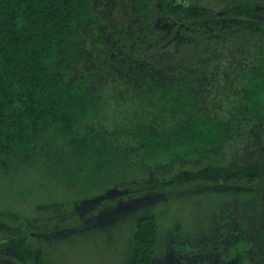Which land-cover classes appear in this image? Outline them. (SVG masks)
<instances>
[{
	"label": "trees",
	"instance_id": "16d2710c",
	"mask_svg": "<svg viewBox=\"0 0 264 264\" xmlns=\"http://www.w3.org/2000/svg\"><path fill=\"white\" fill-rule=\"evenodd\" d=\"M200 1L164 0V13L175 23L168 35L186 27L189 40L178 60L162 65L125 49L140 23L149 26L144 43L156 37L152 0H0V176L12 177L22 166L75 186L121 174L127 194L139 196L155 185L193 184L205 175L197 173L203 162L238 159L247 139L264 150V12L231 22L241 30L260 28V39L249 49L239 45L241 58H227L217 47L236 39L207 40V19L218 8ZM252 1L231 0L223 10L242 18L259 11H251ZM254 2L264 7V0ZM104 17L112 45L101 40ZM165 165L170 178L179 168L192 173L166 182L123 176L137 169L154 175ZM227 167L238 182L264 187V162ZM214 198L211 207L201 194V211L208 212L201 214V264H264V189ZM172 199L131 218L125 264H160L159 236L187 227L165 206ZM186 231L191 235L190 227ZM16 245L22 256H9L28 264L30 252Z\"/></svg>",
	"mask_w": 264,
	"mask_h": 264
},
{
	"label": "rangeland",
	"instance_id": "374dc122",
	"mask_svg": "<svg viewBox=\"0 0 264 264\" xmlns=\"http://www.w3.org/2000/svg\"><path fill=\"white\" fill-rule=\"evenodd\" d=\"M152 1L150 20H153L155 29L151 30L156 37L151 36V40L147 41L148 44L144 43L149 26L140 23L138 31H133V36L129 37L125 43V49H131L132 54L148 58L154 63L169 65L181 56L180 47L182 44L188 43L189 40L186 34L188 30L186 27H179L176 29V35L170 37L168 33L175 23L164 13V0ZM229 1L231 0H201L200 2L211 4L214 9L218 8L215 11L217 15L207 19L210 28L207 40L212 43V36L221 37L223 34L227 36L231 34L236 40L230 42L229 38L226 43H221L217 48L222 53H226L227 58L232 56L233 59H236L241 58L243 50L249 49L255 41L260 39L257 35L260 28L241 30L231 22H238L248 17H263L264 7L260 2L253 0L255 6H252L251 11L256 9L259 11L246 16L241 15L243 17L239 18L228 15L225 9L223 10ZM108 25L110 23H107L104 17L100 36L102 42L105 41L112 45L113 34L111 35L108 30H105ZM262 29L264 30V27ZM140 37L142 38L140 39ZM136 38H139L138 41ZM239 45H243L245 49L238 48ZM103 47L109 51L115 48V46L106 44ZM241 52L242 54H240ZM249 142L250 140L247 139L243 145L246 146L245 154L238 156L235 153L238 157L236 160L222 162L217 157H211L203 162L197 173L204 171L205 175L202 179L194 180L193 184L179 186L177 183H173V187L169 190H161L155 185L156 191H148L144 195L140 194L141 196L127 194L125 185L123 187L124 179L121 174L119 176L115 174L117 177L113 175L114 177L111 179L98 176L92 183L67 186L65 182L61 181L63 179L54 177L52 180L47 175L39 177L37 172H31L30 168L17 167L14 176H0V211L4 213H0V253L8 255L7 257H10L9 255L22 256L16 245L21 243L30 252L28 264H125L133 245L130 241V236H132L131 218L148 213L145 210H151L152 207L157 208L159 205L162 207L163 201L174 198L172 205L165 203V206L169 207L170 215L174 219H177V215L185 219L181 218L183 222H186L185 226L190 227L193 236L186 231L187 227H184L180 232L175 229L172 230L174 232L169 230L170 235H166L165 239L163 236L162 239L159 236L158 239L161 243L156 248L161 256L159 262L160 264H189L191 262L201 264V234L203 230L201 214L207 216L208 213L206 209L201 211V194L208 195L211 201L209 206L213 207L214 197L217 195L222 197L227 194V191L257 192L258 194L264 189L258 184L244 185L224 171L225 166L229 167L236 163L257 165L264 162V150H259ZM232 154V151L229 152L228 157H231ZM210 166L215 167L214 172L207 171ZM167 168L168 170L165 171ZM137 170L138 172L131 170L128 174L124 172L123 176L132 178L137 176L138 179L145 182L153 179L166 182L172 178H186L192 173L187 169L179 168L170 178L172 173L169 165L157 169L154 172L155 177L153 173L150 174L145 169ZM135 173L136 175H134ZM138 179H132L130 183H134ZM155 186L151 185L150 189L153 190ZM137 187L141 186L137 185ZM189 194L200 196L195 200L181 198L188 197ZM15 212L18 216L12 218L11 213ZM183 212H185V217ZM219 221H222V217ZM212 224L214 223L203 227L208 229ZM184 249H188L190 252H185Z\"/></svg>",
	"mask_w": 264,
	"mask_h": 264
},
{
	"label": "water",
	"instance_id": "95a60500",
	"mask_svg": "<svg viewBox=\"0 0 264 264\" xmlns=\"http://www.w3.org/2000/svg\"><path fill=\"white\" fill-rule=\"evenodd\" d=\"M0 263H4V264H20L19 262H17L12 257H2V256H0Z\"/></svg>",
	"mask_w": 264,
	"mask_h": 264
}]
</instances>
